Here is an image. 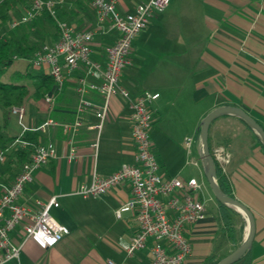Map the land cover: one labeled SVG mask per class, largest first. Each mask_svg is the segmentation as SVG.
I'll return each instance as SVG.
<instances>
[{"label":"crops","instance_id":"crops-1","mask_svg":"<svg viewBox=\"0 0 264 264\" xmlns=\"http://www.w3.org/2000/svg\"><path fill=\"white\" fill-rule=\"evenodd\" d=\"M57 1L59 17L77 30L95 31L92 57L102 61L105 47L114 42L115 34L106 32V26L98 24L90 0ZM141 1L145 0H117V8L129 12ZM181 4L182 10H173L170 1L168 7L151 18L147 27L137 34L132 44L138 42L152 53L144 56L136 54L135 50L130 52V64L123 70L119 84L130 95L143 91L160 95L151 105L155 119L152 128L159 129L166 138V142H160L153 151L159 174L184 181L195 177L204 184L199 197L207 201L206 215L204 220L187 228L192 253L184 263L203 264L211 255L218 256L222 252L224 226L218 202L211 197L198 164L200 139L195 133L202 117L221 105L241 107L264 129V0H181ZM25 11L24 7L15 8L7 25ZM33 22L37 25L9 27V31L2 34L24 41L33 50L58 39V29L38 25L44 23L43 15ZM26 69L33 71L30 78L33 88L26 104L22 105V124L33 128L49 118L60 123L72 120L78 100L76 76L68 79L50 112L43 97L32 94L42 84L37 74L48 75L46 66L33 67L27 63ZM85 97L94 105L101 104L100 96L95 93L89 92ZM80 118L82 126L72 142L60 126H49L45 132L31 131L39 135L38 142L53 145L56 157L36 171L33 181L26 185L19 198L35 211V201L46 203L57 196L58 206L52 207L49 214L63 205L67 216L59 222L50 214L51 222L68 227L70 232L46 250L26 241L19 260L7 264H108V261L150 264L149 247L127 257L117 245L112 246L119 238H130L137 228L130 213H124L119 219L114 214L130 196L127 186L116 187L98 198H83L74 193L94 175L108 176L122 164L134 161L129 109L120 96L110 99L96 154L91 146L96 134L92 126L97 122L94 110H85ZM5 130L15 138L22 133L17 116L10 111ZM253 134L239 118L221 116L209 126L208 143L211 150L223 147L230 154L223 174L233 196L250 209L255 219L251 264H264V152ZM186 138L192 139L189 148L182 142ZM71 153L73 158L69 159ZM194 162L198 166L193 165ZM20 166L16 158L7 157L0 164V181L11 183ZM234 226L235 241L239 244L246 233V220L240 213L234 216ZM14 239L20 242L21 230L14 234ZM227 242L234 245L230 240ZM103 245L112 250L114 258L105 254Z\"/></svg>","mask_w":264,"mask_h":264},{"label":"built area","instance_id":"built-area-1","mask_svg":"<svg viewBox=\"0 0 264 264\" xmlns=\"http://www.w3.org/2000/svg\"><path fill=\"white\" fill-rule=\"evenodd\" d=\"M170 1L145 0L132 11L121 12L117 8V0H90L89 5L98 24L106 26V32L115 34L114 42L105 47L102 61L92 57L95 31L77 30L66 20L60 19L57 0H33L24 14L10 22L9 26L13 29L32 21L43 12L54 19L58 39L52 44H42L26 60L33 67L47 68L53 86L45 93L43 101L50 112L72 76H76L78 100L76 116L72 120L60 123L49 118L33 128L22 124V106L10 108V113L17 116L22 126V133L9 144L6 153L0 150V164L7 160V153L11 150L26 149L29 157L21 164L11 183L0 181V264L19 260L26 241H32L46 250L54 247L70 232L68 227L51 222L49 211L58 206L57 196H52L46 203L35 201V211L19 200L26 185L33 181L36 171L56 157V150L50 142H38L31 146L24 133L45 132L49 126H60L68 135L69 142H72L82 126L81 113L92 109L97 122L92 126L96 134L91 146L96 154L109 101L113 96L123 98L129 109L134 161L122 164L108 176L94 175L90 182L81 184L74 193L83 198H98L116 187L127 186L130 196L115 209L114 214L119 219L124 213H130L137 228L130 238L117 240L118 248L127 257H132L136 251L149 247L150 264H184L191 256L187 228L205 218L207 201L199 197L204 184L195 177L184 181L178 177L164 178L159 174L150 129L155 121L151 105L160 95L150 91L130 95L119 84L123 70L130 64L134 38L147 27L151 18L168 7ZM89 92L100 96V105H94L85 97ZM191 141V138H186L184 145L189 148ZM211 154L221 172L225 173L229 152L223 147H215ZM72 155H69V159L73 158ZM192 164L198 166L196 162ZM20 230L22 239L16 242L14 234ZM108 264L114 263L108 261Z\"/></svg>","mask_w":264,"mask_h":264},{"label":"trees","instance_id":"trees-1","mask_svg":"<svg viewBox=\"0 0 264 264\" xmlns=\"http://www.w3.org/2000/svg\"><path fill=\"white\" fill-rule=\"evenodd\" d=\"M32 1L33 0H0V108L2 109V124H0V150H2L5 153L9 144L15 139V137H10L5 130L7 112L10 111L11 107H21L24 104L25 99L30 95L31 91L30 89H28V87L25 84L18 82L20 78H23L24 76L27 75V72L22 73L20 71H16L11 76L10 80H4L3 75L7 67L11 66L14 60L29 59L34 54L35 49L31 51L33 47H29L27 44H25L24 41L20 39H15L12 36L9 37L4 36L2 34L3 33L2 30L7 25L10 13L15 8L24 7L25 9H28ZM46 14L49 20L54 21V19L48 13ZM60 19L62 18L60 17ZM40 81L42 84L32 92V94L35 95L37 98L43 97L45 93L49 92L51 90V87L53 86V81L49 75L41 74ZM38 88L41 89L38 90ZM38 136L39 135L35 133L31 134V131H26L24 133L25 139L29 142L31 146L38 143V139H39ZM254 139L258 144H260L259 140L255 135H254ZM261 148L264 152L262 146ZM28 155L29 154L26 149L11 150L10 152L7 153V157L16 158L18 162L21 164L28 160L29 157ZM215 165H216L217 183L219 187L225 194L234 197L228 179L221 172V170L219 169L216 163ZM218 205L221 213V221L224 226L223 238L232 241L234 244L232 249H234L239 245L237 241H235L236 238H235L234 216L235 214H239V213L233 210L232 208L223 205L219 202ZM228 253L229 252L222 253L219 256L213 254L210 257H208L203 264H215L220 258L224 257ZM251 260H252L251 251L249 250L239 260H237L232 264H251Z\"/></svg>","mask_w":264,"mask_h":264},{"label":"water","instance_id":"water-1","mask_svg":"<svg viewBox=\"0 0 264 264\" xmlns=\"http://www.w3.org/2000/svg\"><path fill=\"white\" fill-rule=\"evenodd\" d=\"M234 116L242 120L247 127L254 133L264 149V129L263 127L244 109L239 106L221 105L208 111L199 123L200 149L199 159L202 170L209 188L215 199L233 210L240 213L246 220V233L239 245L230 251L227 255L220 258L215 264H232L239 260L247 251L251 249L255 233V219L253 213L242 202L235 197L225 194L217 183L216 165L211 154L208 143L209 126L218 117Z\"/></svg>","mask_w":264,"mask_h":264},{"label":"rangeland","instance_id":"rangeland-1","mask_svg":"<svg viewBox=\"0 0 264 264\" xmlns=\"http://www.w3.org/2000/svg\"><path fill=\"white\" fill-rule=\"evenodd\" d=\"M68 1H70V0H68ZM71 1H74V0H71ZM171 6H172V9L174 10V9H179V10H182V8H183V5L181 4V0H171ZM181 8V9H180ZM12 12H14V10L12 11ZM39 15H43V20H44V23H40V24H38L40 27L41 26H44V25H47V26H49V27H51V28H53V29H57V25H56V23L54 22V21H52V20H49L48 19V17H47V14L45 13V12H43V13H41V14H39ZM38 15V16H39ZM37 18V17H36ZM35 18V19H36ZM34 19V20H35ZM34 20H32V21H34ZM66 20V19H65ZM32 21H30V22H28V23H24V24H20V25H18L17 27H15V28H13V29H16V28H18L19 26H21V25H26V24H28V25H30V24H32V26H36L37 25V22H33V23H31ZM67 21V20H66ZM67 22H69V21H67ZM9 25H6L4 28H3V30H2V32H4V31H9V30H7V29H9ZM1 32V33H2ZM39 36V35H38ZM40 38H41V35L39 36ZM37 41V40H36ZM41 42V41H40ZM134 50L136 51V54H138V55H149V54H151L152 52H150L149 50L150 49H148V48H145V47H141V45H140V43H138V42H136V44H132V46H131V52H134ZM31 51H33V49L31 50ZM26 65H27V62L26 61H24V60H21V59H18V60H14L13 61V63H12V65L11 66H9V67H7V69L5 70V73H4V75H3V79L4 80H10V78H11V76L16 72V71H20V72H22V73H24V72H27V75L26 76H24L23 78H20L19 79V83H23V84H25L27 87H28V89H30V91H31V89L33 88V84H31L32 83V81H31V77L33 76L31 73H33V71L32 70H29V69H26ZM143 71H145V69L143 70ZM142 73H144V72H142ZM38 76H41L40 74H37ZM144 75V74H143ZM26 100H27V98L25 99V102H26ZM24 102V104H26ZM26 119V118H25ZM151 131H152V134H150V136H151V140H152V144H153V151L155 152L156 150H157V148L159 147V145H160V142H166V138L164 137V135H163V133L159 130V129H157L156 127L155 128H151L150 129V133H151ZM195 136H196V138H199V130L197 129V131H196V133H195ZM157 138H163L162 140H159V139H157ZM200 139V138H199ZM153 140H154V142H153ZM183 143L185 142V139L182 141ZM162 144V143H161ZM198 164H199V167H202V165H201V161H200V159H199V156H198ZM196 176H198V174H196ZM203 177H204V181H205V184L207 185V187H208V189H209V191H210V193H211V197H213V200H215L216 201V199H215V197H214V195L212 194V192H211V190H210V188H209V185H208V183H207V181H206V178H205V176H204V174H203ZM62 207H63V205H62ZM60 208V209H58L56 212H54V210H51V212H50V214L57 220V221H59V222H63V220H65V218H66V216H67V212L65 211V210H63V208ZM228 240H226L225 238H222L221 239V244L220 245H222V252H220V254H222V253H226V252H230V251H232L233 249H232V245L230 244V243H228L227 242ZM104 246V252H107V253H105L106 255H108L109 257H111V258H114V256H113V252H112V250H109L105 245H103ZM112 246H116V242L114 243V242H112ZM106 249H108V250H106ZM21 254V253H20ZM219 254V255H220ZM218 255V256H219ZM13 261V260H12ZM16 261V260H15ZM17 263V262H16ZM21 264H23V262H21Z\"/></svg>","mask_w":264,"mask_h":264}]
</instances>
